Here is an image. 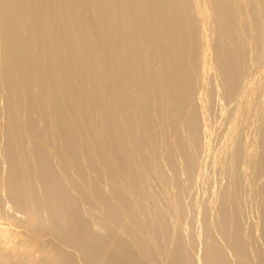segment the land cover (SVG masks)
<instances>
[{"label": "bare ground", "instance_id": "1", "mask_svg": "<svg viewBox=\"0 0 264 264\" xmlns=\"http://www.w3.org/2000/svg\"><path fill=\"white\" fill-rule=\"evenodd\" d=\"M0 264H264V0H0Z\"/></svg>", "mask_w": 264, "mask_h": 264}]
</instances>
